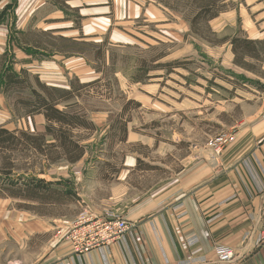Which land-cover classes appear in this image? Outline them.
Wrapping results in <instances>:
<instances>
[{"label":"crops","instance_id":"obj_1","mask_svg":"<svg viewBox=\"0 0 264 264\" xmlns=\"http://www.w3.org/2000/svg\"><path fill=\"white\" fill-rule=\"evenodd\" d=\"M242 1L246 7L221 13L210 22L212 27V22L218 20L212 29L227 36L240 31L249 38L264 39V0ZM116 3L124 0H0V54L10 50L13 32L17 35L55 29L54 34L78 40L96 35L112 24L111 8L114 10ZM154 9L147 7L145 12L158 14ZM131 10L135 16L143 12L142 8ZM69 13L74 15L72 19ZM67 30L73 32L65 34ZM222 45L229 52L225 63H233L230 44ZM25 56L13 64L16 70L29 72L34 66L27 59L30 56ZM5 97L0 92V126L44 132L42 114L27 115L23 124L6 121ZM106 116L92 114L99 133L108 128ZM125 142L149 147L156 144L152 137L139 135L130 126ZM210 148L207 144L198 146L195 154L183 158L184 167L150 188H136L125 181L123 193L116 189L107 195L98 192L100 196L92 202L83 196L93 194L96 188L82 190L83 206L99 215L112 213L133 224L110 244L82 253L73 251L66 238L76 217L39 215L20 205L25 199L0 190V264H264V98L245 108L241 128L219 154H213ZM85 155L74 164L54 165L39 177L67 185L54 174L68 176L63 171L67 165L72 172L79 171ZM139 159L140 155L130 153L123 164L130 171ZM80 175L78 172L75 176V190L81 187ZM217 244L231 247L234 258L218 261L213 251Z\"/></svg>","mask_w":264,"mask_h":264},{"label":"rangeland","instance_id":"obj_2","mask_svg":"<svg viewBox=\"0 0 264 264\" xmlns=\"http://www.w3.org/2000/svg\"><path fill=\"white\" fill-rule=\"evenodd\" d=\"M234 3L235 7L242 9L245 6L242 0ZM153 6L158 14L155 11L145 12V8ZM140 8L143 12L135 16L131 9ZM111 11L114 19L109 28L79 39L95 44L105 41L106 45L101 50L103 60L95 57V51H99L97 48L83 54H30L26 52L25 46L17 44L19 37L14 32L9 38V42L13 43L9 50L13 60L10 55L7 60L16 63L17 59L29 55V63H34L29 68V80L35 87L34 77L46 85L64 87L73 77H77L80 82L93 80L102 75L95 67L106 68L104 80L99 85L88 87L82 96L74 98L76 105L69 111L79 113L90 121L92 114L105 113L108 128L99 133L92 121L95 129L84 142L87 144L84 154L86 158L79 171L72 172L67 165L63 171L68 176L54 174L68 183L63 185L73 195H60L59 198H53L56 202L45 206L36 202L35 209H43L46 215H62L68 219L76 217L86 207L81 202V196L87 187L96 188L93 194L83 196L92 202L100 196L98 192L107 195L111 189H116L123 193L125 181H131L136 188L142 189L159 184L162 179L184 167L183 158L187 154H195L198 146L202 147L211 139L216 141L235 134L242 126L245 108L264 98V63H253L252 70L234 63H225L229 61L227 47L212 45L191 33L183 12L165 7L160 0H124V3H116ZM73 16L68 14L69 19ZM73 23L78 26L76 20ZM217 23L218 20L212 22V27L215 28ZM71 32L67 30L64 33ZM216 34L218 37L227 36L220 32ZM41 39L49 38L41 36ZM157 54H164L158 63L175 60L191 63L176 68L170 74L165 70H150L148 75L153 77L135 82L140 59L148 60ZM40 63H48V66ZM111 64L114 65L113 74H110ZM114 77L117 83L111 95H108L104 92L107 89L105 83H113ZM16 98V95L5 97L4 119L23 124L27 122V115L24 108L15 104ZM129 99L140 102V106L134 107L131 104L127 113L122 115L128 118L127 132L130 126L137 134L152 137L156 142L154 146L119 140L121 132L118 128L122 121L119 115ZM210 149L214 154L212 147ZM130 153H137L142 159L136 161L135 167L129 171L123 161ZM78 172L82 184L75 190V176ZM124 173H128L127 176ZM86 181L89 183L83 187ZM59 189H63V186ZM36 239L39 240V237Z\"/></svg>","mask_w":264,"mask_h":264},{"label":"trees","instance_id":"obj_3","mask_svg":"<svg viewBox=\"0 0 264 264\" xmlns=\"http://www.w3.org/2000/svg\"><path fill=\"white\" fill-rule=\"evenodd\" d=\"M160 3L171 10L183 12L191 33L199 38L212 45L228 42L235 65L252 70L253 63H264V39L249 38L240 31L231 36L218 37L211 27L210 22L221 13L234 8L235 3L227 0H160ZM54 31L55 29L18 32L17 44L25 46L26 52L30 54H83L97 48L99 51H95V57L103 60L101 50L103 45H106L105 41L100 44L88 43L76 37L54 35ZM41 36L49 39L42 40ZM9 55L13 60L9 50L0 54V92L7 98L16 95L15 104L24 108L25 115L42 114L45 129L43 133H31L21 129L8 130L0 126V190L9 196L25 199L23 207L45 215L47 212L43 209H35L36 202L45 206L56 202L53 199L55 197H71L73 193L62 182L46 181L39 175L47 173L55 164H74L84 156L87 147L84 142L90 132L94 131L95 125L83 115L69 109L76 105L74 98L82 96L88 87L99 85L104 80L106 68L102 65L95 67L102 75L90 81L80 82L77 77H73L65 87L46 85L38 77H34L35 87L30 83L26 69L16 70L14 63L7 60ZM163 56L164 54H157L148 60L141 58L135 82L153 77L148 75L150 70H165L170 74L176 68L191 63L179 60L158 63ZM113 72L114 65L111 64L110 74ZM113 80L114 84L110 81L105 83L107 89L104 92L108 95H111L113 86L117 83L115 77ZM131 104L134 107L140 106V102L133 99H129L122 106L119 115L122 121L118 128L121 141L126 140L128 121V118H123L122 115L127 113ZM85 132L89 133L84 134ZM60 186H63V189H59Z\"/></svg>","mask_w":264,"mask_h":264},{"label":"built area","instance_id":"obj_4","mask_svg":"<svg viewBox=\"0 0 264 264\" xmlns=\"http://www.w3.org/2000/svg\"><path fill=\"white\" fill-rule=\"evenodd\" d=\"M231 138L232 135H226L216 141L211 139L207 145L212 147L215 154H219ZM132 227L133 224L123 217H115L112 213L99 215L85 207L76 216L66 238L73 251L82 253L110 244ZM213 251L220 262H229L234 258V250L227 245L217 244Z\"/></svg>","mask_w":264,"mask_h":264}]
</instances>
